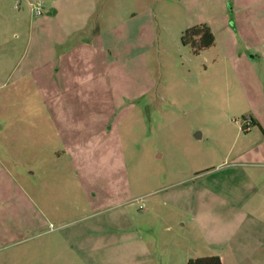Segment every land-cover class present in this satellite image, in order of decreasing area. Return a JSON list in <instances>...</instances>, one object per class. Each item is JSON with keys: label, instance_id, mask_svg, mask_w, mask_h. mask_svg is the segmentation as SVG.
I'll return each mask as SVG.
<instances>
[{"label": "rangeland", "instance_id": "1", "mask_svg": "<svg viewBox=\"0 0 264 264\" xmlns=\"http://www.w3.org/2000/svg\"><path fill=\"white\" fill-rule=\"evenodd\" d=\"M1 28L0 264H264L251 217L222 228L217 187L264 181L237 88L264 0H0Z\"/></svg>", "mask_w": 264, "mask_h": 264}, {"label": "crops", "instance_id": "2", "mask_svg": "<svg viewBox=\"0 0 264 264\" xmlns=\"http://www.w3.org/2000/svg\"><path fill=\"white\" fill-rule=\"evenodd\" d=\"M223 28H225V26H223ZM239 35L242 39L245 37L243 34ZM12 36L14 35H9L7 33V28H1L0 44L4 37L6 39L9 37L12 39ZM15 38H19L18 34L15 35ZM250 45L254 51L253 56L249 58H236L237 62H241L242 64V71H237V88L243 95L249 115H251V120L253 121L252 127L247 129V133H253L256 144L240 151L239 154L242 158L264 160V37L260 40L258 37L254 38ZM1 52H3L2 49H0V58H4ZM6 75L7 74L0 71V95L7 89L10 83L12 74ZM1 102H3V100L0 98V103ZM18 110H22L21 107ZM57 125L60 126V124ZM55 131L58 137L62 138L63 131L60 132L56 127ZM7 154L8 153H6V155ZM14 156L15 154H8L7 158H12ZM33 157L34 156L31 158ZM2 158H6V156L0 153V168L2 167L6 170V165L1 161ZM253 179L254 177L249 179L247 181L249 184L246 186L232 184L217 186L219 195L223 197L222 200L219 199L218 206L221 208L223 214L226 215L222 227L225 231L230 229L240 231L242 225L237 227L236 224L241 223L242 217L246 216L251 217L252 221L250 222L253 224L254 229H258L262 235L264 234V181L256 183ZM232 238V235L226 234L225 232L219 234L221 246L227 248H233L230 244ZM219 257L221 263L224 264L223 258L221 256Z\"/></svg>", "mask_w": 264, "mask_h": 264}, {"label": "trees", "instance_id": "3", "mask_svg": "<svg viewBox=\"0 0 264 264\" xmlns=\"http://www.w3.org/2000/svg\"><path fill=\"white\" fill-rule=\"evenodd\" d=\"M215 37L211 29L204 24L193 26L187 29L183 36L182 42L185 45H190L194 52L198 53L199 51L209 48L214 44ZM187 264H222L220 257L206 256L189 259Z\"/></svg>", "mask_w": 264, "mask_h": 264}, {"label": "built area", "instance_id": "4", "mask_svg": "<svg viewBox=\"0 0 264 264\" xmlns=\"http://www.w3.org/2000/svg\"><path fill=\"white\" fill-rule=\"evenodd\" d=\"M34 9H35V11H36L37 14H41V11L39 10L38 7H35Z\"/></svg>", "mask_w": 264, "mask_h": 264}]
</instances>
